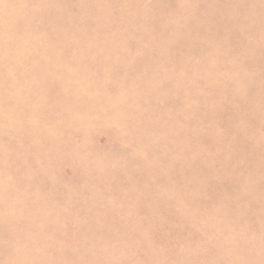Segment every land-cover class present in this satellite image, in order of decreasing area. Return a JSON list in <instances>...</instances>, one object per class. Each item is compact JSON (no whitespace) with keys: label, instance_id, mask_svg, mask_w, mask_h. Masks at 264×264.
<instances>
[{"label":"rangeland","instance_id":"374dc122","mask_svg":"<svg viewBox=\"0 0 264 264\" xmlns=\"http://www.w3.org/2000/svg\"><path fill=\"white\" fill-rule=\"evenodd\" d=\"M0 264H264V0H0Z\"/></svg>","mask_w":264,"mask_h":264}]
</instances>
